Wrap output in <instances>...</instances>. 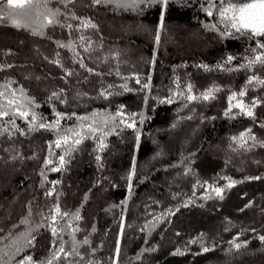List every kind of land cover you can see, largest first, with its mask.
Returning a JSON list of instances; mask_svg holds the SVG:
<instances>
[{"label": "trees", "instance_id": "16d2710c", "mask_svg": "<svg viewBox=\"0 0 264 264\" xmlns=\"http://www.w3.org/2000/svg\"><path fill=\"white\" fill-rule=\"evenodd\" d=\"M215 4L209 16V0H170L163 11L158 4L133 9L74 0L65 7L52 0L49 8L59 9L61 24L72 27L50 26L42 36L0 21V65L11 66L0 70V91L20 96L23 89L22 102L37 123L63 115L60 133L31 130L19 116L0 120V264L50 257L56 238L44 217L56 205L70 214L60 225L79 229L75 239L84 259L73 257L72 264H113L117 247L119 264H264V86L247 83L253 74L264 79V68L244 67L256 42L234 31L222 36L219 12L227 0ZM73 14L97 28L82 29ZM161 15L164 29L156 44ZM137 26L142 31L131 34ZM186 31L194 38L173 44ZM57 42L74 44L79 56ZM228 55L231 63H225ZM81 57L85 67L77 63ZM149 77L150 88L142 89ZM187 84L198 96L213 86L220 90L213 99L189 101ZM105 90L111 94L101 95ZM242 90L246 95L239 97ZM233 92L246 105L257 101L254 118L236 108L225 115ZM121 109L128 117L136 114L135 129L120 123ZM93 113L101 114L94 117L97 135L86 131L91 120L78 119ZM81 124L86 138L70 154L66 146H54L58 135ZM249 129L256 140L246 137L241 148L232 137ZM97 136L104 139L103 150ZM60 156L64 167L52 171ZM49 158L53 164L46 166ZM229 180L235 181L231 187ZM213 188L223 189L222 198ZM76 212L78 221L72 219ZM30 230L34 246L28 244ZM71 232L62 234L67 250ZM58 264L68 262L61 258Z\"/></svg>", "mask_w": 264, "mask_h": 264}, {"label": "snow or ice", "instance_id": "6c2138e0", "mask_svg": "<svg viewBox=\"0 0 264 264\" xmlns=\"http://www.w3.org/2000/svg\"><path fill=\"white\" fill-rule=\"evenodd\" d=\"M52 0H6V4H4L3 0H0V21L4 19H8L11 21L12 26L17 29H26L30 30L33 35H44V29L50 26H61V27H68L71 28L72 25H63L57 18L60 15L59 9H52L49 8V4ZM59 2L63 3L65 7L69 3H73L74 0H59ZM93 5H115L116 7L120 8H133V9H140L142 6H150L153 4L160 5L162 11L167 9L170 0H91ZM225 0H220V3L223 4ZM216 7L215 0H209V6L207 9V14L211 16L213 14V8ZM220 20L224 23L225 32L221 33V35L231 36L233 31L236 33H240L241 35H247L249 39L254 40L255 48L251 49L253 55L250 59H247V64L244 65L245 68L252 69L254 66H260L264 68V0H227V6L223 7L219 12ZM72 19H77L80 21V26L82 29H96L97 25L92 23L91 20L88 19H80L76 17L75 14L72 15ZM212 29H215L216 26L212 25ZM164 29V21L163 15H161L160 23L155 33V43L159 44L160 42V32ZM230 29V30H229ZM85 37L81 36L80 40L83 42ZM57 46L61 48H69L73 51L75 56H79V53L75 51V45L72 43L64 44L57 42ZM88 51V48L84 49ZM118 58V54H117ZM234 60L232 55H228L226 57L225 63H231ZM77 63L80 64L81 67H85L83 64V58L81 57L77 60ZM5 67H11L10 65H0V70H3ZM203 67L207 68L206 65ZM220 67V65H218ZM87 71L92 72L93 69L88 68ZM71 72H68L67 75H71ZM135 82L140 84V78L134 77ZM150 77L146 80L143 84H141L142 89H149L150 88ZM248 84H259L264 86V79H260L259 76L253 74L248 77L247 80ZM7 89V85L4 86ZM125 91H131L127 87V84L122 85ZM187 89V96L185 97L189 101H195L198 99L209 100L213 99L215 92H218L220 89L213 86L208 90L202 92L199 96L193 94V86L191 84L186 85ZM105 97L110 95L111 93L105 90L104 92L100 93ZM183 95V93H179ZM53 96H57L56 93L52 94ZM239 97H244L246 95V91L242 90L238 93ZM0 98H2L5 102L0 103V120H3L6 117L12 116H19L20 118L29 121L31 125V130L37 129H47L50 131H55L60 133V120L63 118L61 113L56 114V120L54 123H45L41 118V122L37 123V116L34 112L29 111L28 107L22 101L25 99L23 89L20 90V96H17L15 91H12L9 95L6 91H0ZM229 107L228 111L225 115H228L233 108L239 109L240 113L243 115H247L248 117L254 118L253 108L256 106L257 101L253 100L251 106L246 105L243 100L237 99V93L233 92L229 96ZM233 101H236L233 103ZM164 102V101H161ZM167 102L171 103V99H168ZM34 101L29 100L28 104H33ZM101 115L100 113H93L91 117H79L78 119L82 121H89L91 120L92 123L86 126L87 133L97 135L100 132V129L95 126V119L94 117ZM141 123L143 122V114L141 113ZM31 117V119H29ZM116 117L120 118V123L125 124L129 128L136 127V114L133 113L131 117L125 115L123 110H119L116 113ZM116 117H111L112 120H115ZM102 123L106 126L108 123V119H104ZM13 127L15 128V121L12 120ZM85 125L81 124L79 129H67L65 134L58 135V138L55 141V147L61 148L62 145L65 147V153L70 154V152L79 145L83 139L86 138L85 136ZM4 132H7L8 129L4 128ZM17 131H20L17 129ZM21 134H24L21 132ZM71 134V135H69ZM246 137L253 141L256 140L254 135H251V129L247 132L241 133L238 137H232L234 143H237L241 148L245 146L247 143ZM98 138V146L100 150H103L106 145L104 143V139L102 136H97ZM137 139H139V135L137 132ZM70 145V146H69ZM264 146V145H262ZM52 145H49V149H51ZM51 156V153H50ZM97 160L100 159L99 156L96 157ZM66 161L64 156L59 157V165L58 167H53L52 171H60ZM46 166L52 165L53 160L49 158L45 162ZM135 174V164L133 163V167L129 171V175L127 179L131 181L132 176ZM255 179H259V177H255ZM235 181L229 180L228 187L233 186ZM129 188L131 185L129 184ZM213 191L216 193L217 196L222 198L223 189L222 188H213ZM48 196L53 195V192L49 191L46 193ZM51 215L44 217L45 220L48 221L47 228L50 230L52 237L56 238L55 241L51 244V255L46 260H41L39 262L34 261L32 256H26L22 260L18 261L17 264H58L61 258L68 262V264H72V258L78 257L80 260H83L84 257L79 252V244L76 242L75 233L79 231L78 228L73 227L72 224L60 225L59 221L64 220L70 214L67 211L62 212L59 205L54 206L52 209L49 210ZM31 211L29 209V215ZM43 215V214H42ZM72 219L78 221L81 219L79 212L72 214ZM21 223L27 225L29 221L27 219L21 221ZM43 224L38 225L37 227H42ZM65 228H70L72 230V246L70 250L65 248L64 243L62 242V234L65 231ZM31 231H29L28 235L31 237L28 240L29 246H34L35 237L31 236ZM260 240L264 242V236L260 237ZM56 241H61L57 243ZM89 241L85 239L83 244L87 245ZM233 246L236 249H240L242 247L241 244L236 243L235 241L232 242ZM203 251H209L208 248H204ZM119 247L115 250L114 257L110 258L113 261V264H119L118 257H119ZM91 264V262H89Z\"/></svg>", "mask_w": 264, "mask_h": 264}, {"label": "rangeland", "instance_id": "374dc122", "mask_svg": "<svg viewBox=\"0 0 264 264\" xmlns=\"http://www.w3.org/2000/svg\"><path fill=\"white\" fill-rule=\"evenodd\" d=\"M121 30H123V29H121ZM120 30V31H121ZM142 31V29L140 28V26H137L136 27V29H132V33L131 34H133V33H137V32H141ZM121 32H123L124 34H127V33H129L130 31H125V30H123V31H121ZM138 34V33H137ZM140 34V33H139ZM185 35H187L185 38H183L182 40L181 39H179V41H173L174 43L173 44H176V45H178L179 47H181V46H184V45H187V41H189V40H191L192 39V37L195 35V32H187L186 31V34ZM194 38V37H193ZM171 137V136H170ZM193 137V134L191 133L190 134V139ZM173 138L174 137H171V140H173ZM185 142L186 141H184V143L183 144H185ZM187 142H188V140H187ZM221 264V263H220ZM222 264H228V262H223ZM254 264H257V263H254Z\"/></svg>", "mask_w": 264, "mask_h": 264}, {"label": "bare ground", "instance_id": "6f19581e", "mask_svg": "<svg viewBox=\"0 0 264 264\" xmlns=\"http://www.w3.org/2000/svg\"><path fill=\"white\" fill-rule=\"evenodd\" d=\"M70 201V200H69Z\"/></svg>", "mask_w": 264, "mask_h": 264}]
</instances>
